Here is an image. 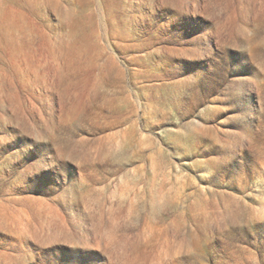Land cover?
Returning <instances> with one entry per match:
<instances>
[{"label": "rangeland", "instance_id": "rangeland-1", "mask_svg": "<svg viewBox=\"0 0 264 264\" xmlns=\"http://www.w3.org/2000/svg\"><path fill=\"white\" fill-rule=\"evenodd\" d=\"M0 264H264V0H0Z\"/></svg>", "mask_w": 264, "mask_h": 264}]
</instances>
